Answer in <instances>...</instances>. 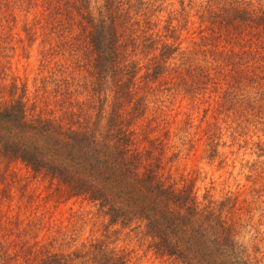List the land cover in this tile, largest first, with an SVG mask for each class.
<instances>
[{
	"label": "rangeland",
	"instance_id": "1",
	"mask_svg": "<svg viewBox=\"0 0 264 264\" xmlns=\"http://www.w3.org/2000/svg\"><path fill=\"white\" fill-rule=\"evenodd\" d=\"M100 1L88 3L94 8ZM135 1L126 0L132 9L128 23L139 27L137 46H129L130 56L141 66L137 92L125 105L132 152L138 149L146 166L158 163L155 169L163 179L178 185L192 179L198 201L214 202L223 217H231L233 224L237 221V249L247 260L264 264V100L257 97L224 108L213 104L212 88L177 94L170 84L152 83L144 76L153 52L148 39L156 38L154 33L170 35L172 28L190 56L200 47L207 48L203 36L212 33L220 35L217 48L228 53L257 49L247 46L257 42L254 28L237 20L232 6L239 3L260 15L264 0H139L136 7ZM47 3H57L61 10L68 5L63 0H0V106L22 95L28 115L60 117L72 105L82 119L93 117L100 104L106 112L116 87L109 80L106 84L95 80L94 56L79 31L74 38L52 31L45 14ZM221 7L232 14L227 27L218 18ZM132 27L137 29V24ZM258 50L263 54L264 48ZM212 55L206 51L198 57L212 61ZM13 84L25 90L11 94ZM247 90L244 94L254 95ZM93 240H103L105 249L119 259L117 264H183L157 250L139 221L109 223L96 203L70 196L57 179L0 157L1 244L11 251L20 247L26 257L41 249L60 255L79 252Z\"/></svg>",
	"mask_w": 264,
	"mask_h": 264
},
{
	"label": "trees",
	"instance_id": "2",
	"mask_svg": "<svg viewBox=\"0 0 264 264\" xmlns=\"http://www.w3.org/2000/svg\"><path fill=\"white\" fill-rule=\"evenodd\" d=\"M88 1L63 0L68 3L63 10L57 3H47L45 14L57 36L69 34L74 38L79 31L86 38V47L94 56L95 80L101 84L109 80L117 89L108 100V110L105 112V105L100 104L93 117L84 119L73 105L64 108L60 117L28 115L22 95L12 97L0 106V157L18 160L57 179L70 196H83L96 203L109 223L139 221L157 250L183 264H256L237 249V221L233 224L231 217H223L213 207L214 202L198 201L190 184L192 179H185L182 185L163 179L155 169L158 163L146 166L139 150L132 152L133 135L128 127L131 120L125 105L137 92V74L141 69L131 58L129 47L137 46L138 23H134L137 29L128 23L132 9L126 0H102L94 8ZM138 4L140 1L136 0L135 7ZM237 4H233L232 14L246 22V27L254 28L257 42L250 41L247 46L257 49L228 53L225 48H217L216 39L220 35L212 33L203 38L204 46L214 49L200 47L201 51L197 49L190 56L181 49L179 36L174 37L175 28L167 29L170 35L154 33L156 38L148 39L153 52L144 76L152 83L170 84L177 94L181 90H195L199 94L212 88L216 94L213 104L224 108L257 97L264 100V52L258 50L264 48V11L254 15ZM228 9L221 7L218 17L226 27L227 17L232 15ZM206 51H212V61L198 57ZM245 87L254 95L244 94ZM19 90L23 92L25 87L13 84L9 92ZM106 90L101 88L102 93ZM11 250L0 243V264L119 261L113 251L105 249L103 240H93L85 244L84 250L64 255L41 249L25 257L20 247Z\"/></svg>",
	"mask_w": 264,
	"mask_h": 264
}]
</instances>
